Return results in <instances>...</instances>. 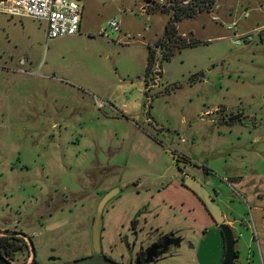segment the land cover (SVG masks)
<instances>
[{
  "label": "rangeland",
  "instance_id": "rangeland-1",
  "mask_svg": "<svg viewBox=\"0 0 264 264\" xmlns=\"http://www.w3.org/2000/svg\"><path fill=\"white\" fill-rule=\"evenodd\" d=\"M80 2L81 30L52 38L43 20L0 13V227L49 236L66 226L44 223L77 221L118 188L108 237L145 208L140 218L157 233L185 234L170 262L217 264L224 235L181 183L188 171L221 192L224 211L248 219L236 225L241 264H264V41L238 43L229 28L264 24V0H217L177 21L199 41L169 59L157 41L173 11L149 10V0ZM112 18L120 28L106 35Z\"/></svg>",
  "mask_w": 264,
  "mask_h": 264
},
{
  "label": "flooded vegetation",
  "instance_id": "flooded-vegetation-1",
  "mask_svg": "<svg viewBox=\"0 0 264 264\" xmlns=\"http://www.w3.org/2000/svg\"><path fill=\"white\" fill-rule=\"evenodd\" d=\"M188 173V171H183L182 177ZM181 183L183 184L182 179ZM106 191H103L99 196L97 204ZM214 195L217 200V191L214 192ZM115 196L107 202L103 211L101 245L97 254L113 264H154L152 261L156 259V264H173L169 261L170 258H173L175 254H180L179 248L184 245L185 241V234L181 227L167 230L162 229L163 227L160 225L157 227V230H159L157 233L156 229L153 230L154 225L150 223V219L146 217V221L144 222V220H141L139 214L137 217H134L135 215L132 216L129 221L120 222L112 233V236H107L105 232V212L109 209L108 204ZM95 211L96 208L91 214L85 213L80 215L77 221L63 216L53 218L42 225L45 231L48 229L46 226L49 223L57 221H61V223L50 229L62 226L66 227L57 233H51L49 236H44V230L30 231L18 226V223L8 227L23 229L32 233L37 247V259L41 264H78L73 261L83 256L96 254L93 239ZM139 211L143 214L146 212V209L144 208ZM50 215H54V211H51ZM8 237L16 243V247L13 253L7 257L13 264H26L30 259V248L26 238L23 236ZM37 237L38 239H36ZM41 239L43 241L45 239L50 240L54 242V245H51L47 250L45 246L41 245ZM89 264L104 263L95 261Z\"/></svg>",
  "mask_w": 264,
  "mask_h": 264
},
{
  "label": "water",
  "instance_id": "water-1",
  "mask_svg": "<svg viewBox=\"0 0 264 264\" xmlns=\"http://www.w3.org/2000/svg\"><path fill=\"white\" fill-rule=\"evenodd\" d=\"M182 182L187 187L191 188L204 202L210 214L213 216L217 224L222 229L224 238H225V254L221 264H236L237 259V237L232 225L227 222L225 211L220 204L215 199L214 193L210 191V189L201 182L195 175L193 174H185L182 178ZM118 188H114L113 190L107 191L99 200L96 211L95 218L93 223V239L96 248L95 255H88L80 257L73 262L78 264H89L91 262L99 261L104 264H113L109 261H106L103 257L99 256L98 249H100L101 245V231L103 226V211L107 204V202L118 193ZM141 214V211L135 214L134 217H137ZM61 221L49 223L47 228H54L59 225ZM0 236H23L26 238L29 248H30V259L26 264H41V262L37 259V247L31 232H27L23 229H17L15 227H0ZM152 260V259H151ZM148 260V261H151ZM116 262V261H114ZM154 264L157 263V259L152 261ZM0 264H13L12 261L4 256L0 252Z\"/></svg>",
  "mask_w": 264,
  "mask_h": 264
},
{
  "label": "built area",
  "instance_id": "built-area-1",
  "mask_svg": "<svg viewBox=\"0 0 264 264\" xmlns=\"http://www.w3.org/2000/svg\"><path fill=\"white\" fill-rule=\"evenodd\" d=\"M165 2L166 0H159ZM84 4L80 0H0V12L16 16L35 17L46 22L47 37H58L68 33H76L81 30L84 15ZM250 15L249 11L245 16ZM215 19H218L215 16ZM238 22L234 21L229 28L234 30L236 42L252 41L256 34L259 40L264 41V24L255 27L254 30L239 31ZM120 23L116 18L109 21L108 27L103 33L118 30Z\"/></svg>",
  "mask_w": 264,
  "mask_h": 264
},
{
  "label": "trees",
  "instance_id": "trees-1",
  "mask_svg": "<svg viewBox=\"0 0 264 264\" xmlns=\"http://www.w3.org/2000/svg\"><path fill=\"white\" fill-rule=\"evenodd\" d=\"M149 1L155 4V5L147 6L149 10L153 11L161 8L164 10L173 11V15L169 19L166 25L165 34L157 41V45L162 46L161 48L164 51L162 53V57L168 59L171 58L175 54V52L178 49L182 48L183 46L195 44L199 41L198 38H195L193 36L188 37L183 33L179 32L177 21L181 20L184 17L195 16L199 11L205 10L206 8H212L217 2V0H166L165 2H161L159 0H149ZM168 41L171 42L168 43ZM155 61H156L155 50L150 47L146 75L150 73V70L152 69ZM200 200L204 204L201 198ZM9 238L10 237L8 236H0V252L6 257L12 254L16 247V243L10 240ZM237 255H238V250H237Z\"/></svg>",
  "mask_w": 264,
  "mask_h": 264
},
{
  "label": "crops",
  "instance_id": "crops-1",
  "mask_svg": "<svg viewBox=\"0 0 264 264\" xmlns=\"http://www.w3.org/2000/svg\"><path fill=\"white\" fill-rule=\"evenodd\" d=\"M217 8L218 9H220L221 8V5H218L217 6ZM0 13H2V12H0ZM14 16V15H13ZM183 173V171H180V174H182ZM221 194V192H219V191H217V196L218 195H220ZM204 205V204H203ZM251 207V206H250ZM257 207H259L258 205H255V208H257ZM251 209V208H250ZM206 210H207V208H206ZM208 211V210H207ZM208 213H209V211H208ZM210 214V213H209ZM225 214H226V220H227V222H229L231 225H232V227L234 228V231H235V234H236V237H237V244H236V247H237V250H238V256H237V259H236V264H241L242 263V261H241V259H240V245H239V241H240V239H241V231H238V227H236V225H238V223H241L243 226L244 225H246L247 224V226L249 225V221H248V219L245 217V216H236V215H234L233 214V211H232V208L230 209V207H229V211L227 210V211H225ZM210 216H211V219H212V222H211V224H216V226H219L217 223H216V221H215V219L213 218V216L210 214ZM253 218V221H254V224L256 225V223H255V218H254V216L252 217ZM261 221V220H260ZM207 225V224H206ZM260 226H261V228H263V233H264V223H260ZM246 227V226H245ZM240 230V229H239ZM254 238H257L258 240H259V244H261V241H260V237H259V234H258V232L257 231H254ZM225 239V238H224ZM224 247H223V253H222V257L217 261V264H221V262H222V260H223V257H224V254H225V243H224V245H223ZM260 251H261V254L263 255V250L262 249H260ZM179 255L178 254H175L174 255V257H178ZM173 257V258H174ZM174 264V263H173ZM192 264V263H191ZM201 264H203V263H201Z\"/></svg>",
  "mask_w": 264,
  "mask_h": 264
}]
</instances>
